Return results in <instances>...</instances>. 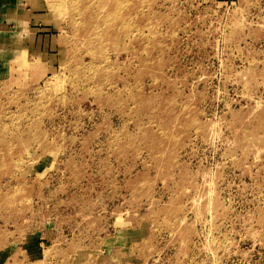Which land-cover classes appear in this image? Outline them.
I'll use <instances>...</instances> for the list:
<instances>
[{
  "label": "rangeland",
  "instance_id": "374dc122",
  "mask_svg": "<svg viewBox=\"0 0 264 264\" xmlns=\"http://www.w3.org/2000/svg\"><path fill=\"white\" fill-rule=\"evenodd\" d=\"M21 1L0 264H264V0Z\"/></svg>",
  "mask_w": 264,
  "mask_h": 264
},
{
  "label": "crops",
  "instance_id": "0c3cea01",
  "mask_svg": "<svg viewBox=\"0 0 264 264\" xmlns=\"http://www.w3.org/2000/svg\"><path fill=\"white\" fill-rule=\"evenodd\" d=\"M34 15L35 9L25 6L24 1L0 0V81L12 80L17 74V58L24 48L27 58L30 52L37 53V48L40 52L44 50L46 37L40 33L42 30L20 24L26 16L30 19Z\"/></svg>",
  "mask_w": 264,
  "mask_h": 264
}]
</instances>
